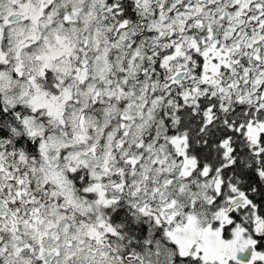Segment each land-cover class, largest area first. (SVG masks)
Masks as SVG:
<instances>
[{
	"label": "snow or ice",
	"instance_id": "obj_1",
	"mask_svg": "<svg viewBox=\"0 0 264 264\" xmlns=\"http://www.w3.org/2000/svg\"><path fill=\"white\" fill-rule=\"evenodd\" d=\"M0 264H264V0H0Z\"/></svg>",
	"mask_w": 264,
	"mask_h": 264
}]
</instances>
